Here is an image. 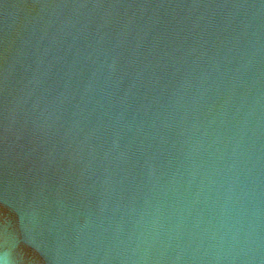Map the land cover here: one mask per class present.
<instances>
[{"label": "water", "instance_id": "water-1", "mask_svg": "<svg viewBox=\"0 0 264 264\" xmlns=\"http://www.w3.org/2000/svg\"><path fill=\"white\" fill-rule=\"evenodd\" d=\"M0 264H264V0H0Z\"/></svg>", "mask_w": 264, "mask_h": 264}]
</instances>
